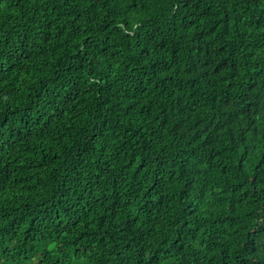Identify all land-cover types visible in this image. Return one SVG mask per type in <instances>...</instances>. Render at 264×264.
I'll use <instances>...</instances> for the list:
<instances>
[{"label": "trees", "instance_id": "1", "mask_svg": "<svg viewBox=\"0 0 264 264\" xmlns=\"http://www.w3.org/2000/svg\"><path fill=\"white\" fill-rule=\"evenodd\" d=\"M0 264H264V0H0Z\"/></svg>", "mask_w": 264, "mask_h": 264}]
</instances>
